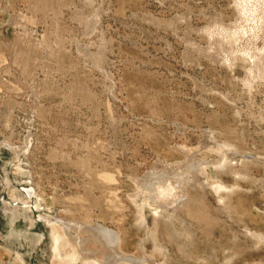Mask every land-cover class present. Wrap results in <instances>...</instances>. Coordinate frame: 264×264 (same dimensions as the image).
<instances>
[{"label": "rangeland", "instance_id": "obj_1", "mask_svg": "<svg viewBox=\"0 0 264 264\" xmlns=\"http://www.w3.org/2000/svg\"><path fill=\"white\" fill-rule=\"evenodd\" d=\"M5 6L0 0V264H69L55 252L56 232L69 244L63 252L82 249L77 264H109L79 246L76 232L64 235L63 221L120 232L134 260L114 264H264V79L247 84L264 31L232 44L235 62L220 61L230 51L224 37L250 24L234 0ZM193 158L205 164L186 196L165 206L133 196L132 174Z\"/></svg>", "mask_w": 264, "mask_h": 264}, {"label": "bare ground", "instance_id": "obj_2", "mask_svg": "<svg viewBox=\"0 0 264 264\" xmlns=\"http://www.w3.org/2000/svg\"><path fill=\"white\" fill-rule=\"evenodd\" d=\"M260 1L262 2L261 5H258L259 0H234L236 9H238V12L240 13L242 19H244V17H247L250 24L246 26H242L240 25V22H239V24L236 25V28H233V29L231 28L232 29L231 34H228L227 37L223 36L224 39L228 43H222V45H228L230 47V51H228V53H226V55L220 59L222 63L232 64V62H235L236 58L238 57L240 53V49H238V47L234 49V47H232L233 43H239L240 41H242L243 37L245 36L247 37L250 36L253 39L259 36L258 35L259 31H262V32L264 31V26L261 25V21L263 20L264 22V17H261V16L259 17V15L257 14L259 12V8H262V6H264V0H260ZM4 4L6 5L5 9L7 10V8H9L8 5L12 4V0H4ZM218 24L220 25V27H218V33H220V29L225 30L224 28L225 23L223 21H219ZM230 30L228 29V31ZM26 34L28 36L31 35L30 32H27ZM1 41L2 40H0V46H3V44H1L2 43ZM249 51L251 50L246 49L243 51V54L246 53L249 55ZM212 56L215 57V54ZM249 57L250 59L253 58L252 55H249ZM251 75L252 76L250 77V81L247 82V84L252 83L256 85L257 79L259 78L264 79V56L259 58L253 64ZM250 91H251V88L248 89V92ZM178 126L180 127V131H182L181 124L178 123ZM6 145L12 147L9 141H6ZM224 145L230 146L228 144L227 145L224 144ZM207 146L208 145L204 147L202 143L201 146L199 147V150L202 148L205 149ZM218 152L220 153L219 155L220 160L218 162L219 163L223 161L226 162L227 156L224 150L222 148H218ZM193 160L194 158L190 159L183 166L180 165V163H173V164L165 163L167 165L164 169H161V170L154 169L142 178H140L139 176L135 174H132L130 178L135 183L136 185L135 187L137 190V193L133 196L134 197L143 196L146 199L151 200L158 206H165V204H171L173 202H176V200L181 198L182 195L186 196L185 187L187 186V182L189 178L191 177L192 172L193 171L198 172V171L203 170V165L205 164L204 161L201 159H196L195 161ZM179 166H182V167H179ZM179 168H181L182 170L179 171L180 170ZM27 193L33 197V195L35 194V190L28 189ZM87 223H91V222L89 221ZM73 224H74V227L76 226V228H73ZM63 226H64V230H63L64 235L70 238L73 235L71 231L76 232L78 234L77 240H78L79 246H83V249L87 252L97 251L99 254L105 255L106 261L109 264L119 263V260H134L133 257L125 254L124 242H123V238L120 232L119 234H117L115 231L109 228H106L104 226H101V225L86 226L85 223L79 222V221H70V222L63 221ZM56 234L57 232L53 236L54 237L53 241L55 240V242L57 243L55 252L57 253L59 260L65 263H69V264H77L81 256L82 249L80 247L76 249L75 247L71 246L72 247L71 253L67 254V252H63L62 251L63 246H66L69 244L65 238L60 241V237L59 236L56 237ZM82 235L84 236V238H82ZM86 235L90 236L89 238L93 239L95 243L98 245V248L96 250H92L90 248L92 244H89V242H93V241L87 240L86 239L87 237H85ZM254 236L260 237L257 234H254ZM153 238L156 242V246L158 247V249L162 250L161 245H159L158 243L159 242L158 234L155 233ZM88 256L92 259H97V260L99 259L98 256H95L91 253H89ZM142 261H147L146 264H154L153 262L155 260L153 261L151 259L144 257Z\"/></svg>", "mask_w": 264, "mask_h": 264}]
</instances>
